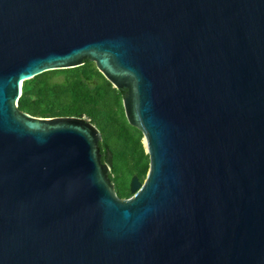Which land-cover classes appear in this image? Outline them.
<instances>
[{"label":"water","instance_id":"1","mask_svg":"<svg viewBox=\"0 0 264 264\" xmlns=\"http://www.w3.org/2000/svg\"><path fill=\"white\" fill-rule=\"evenodd\" d=\"M87 61L143 135L128 199L89 118L18 109ZM0 264H264V0H0Z\"/></svg>","mask_w":264,"mask_h":264},{"label":"trees","instance_id":"2","mask_svg":"<svg viewBox=\"0 0 264 264\" xmlns=\"http://www.w3.org/2000/svg\"><path fill=\"white\" fill-rule=\"evenodd\" d=\"M122 95L97 70L91 61L61 70L47 71L23 82L18 109L33 117H87L101 134L99 146L103 157L112 155L109 171L115 194L130 197L129 182L133 175L142 179L149 158L141 143L142 133L128 124ZM121 165L128 166L122 180Z\"/></svg>","mask_w":264,"mask_h":264},{"label":"rangeland","instance_id":"3","mask_svg":"<svg viewBox=\"0 0 264 264\" xmlns=\"http://www.w3.org/2000/svg\"><path fill=\"white\" fill-rule=\"evenodd\" d=\"M143 135H142V138H141V143H142V145H143ZM143 147H144V145H143ZM144 150H145V147H144ZM128 166H126V165H121V166H119V168H118V175H119V177L123 180L124 178V176L127 174V172H128ZM146 175H147V173H146ZM146 175L145 176H143L142 177V179H139V181L140 182H144V180H145V178H146ZM113 184V183H112ZM113 186H114V184H113ZM131 196V195H130ZM129 198V197H128ZM128 198H122V199H128Z\"/></svg>","mask_w":264,"mask_h":264},{"label":"flooded vegetation","instance_id":"4","mask_svg":"<svg viewBox=\"0 0 264 264\" xmlns=\"http://www.w3.org/2000/svg\"><path fill=\"white\" fill-rule=\"evenodd\" d=\"M100 151H101V149H100ZM107 155H106V157H103V153L101 152V163L102 164H107Z\"/></svg>","mask_w":264,"mask_h":264}]
</instances>
